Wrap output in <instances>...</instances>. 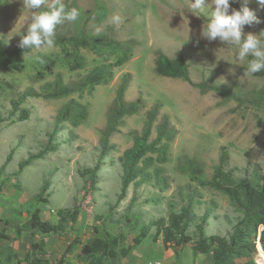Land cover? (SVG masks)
<instances>
[{
    "label": "rangeland",
    "instance_id": "rangeland-1",
    "mask_svg": "<svg viewBox=\"0 0 264 264\" xmlns=\"http://www.w3.org/2000/svg\"><path fill=\"white\" fill-rule=\"evenodd\" d=\"M61 2L70 9H78V21L88 20L90 35L106 33L119 44L135 41L137 46L132 59L116 68L107 84L61 99L28 98L20 107L29 111L26 121L13 122L19 112L10 116L11 101L29 88L40 91L44 83L54 80V75H47L41 82L34 79L43 64L35 57L42 61L43 57H50L55 62L54 73H62L68 82L79 81L105 60L113 61L119 51L94 52L82 48L83 68L77 70H72L73 55L53 46L22 56L13 68L5 67L0 60V116L4 119L0 123V264L17 261L28 264L37 260L39 264H58L71 244L73 251L64 264H196L191 244L165 249L161 236L154 240L157 233L154 223L161 219L168 222L170 213L185 204L187 185L203 197L201 205L193 208L197 217L209 212L206 234L225 235L241 218V212L230 205L227 195L207 183L222 155H226L225 170L234 181L258 185L264 171V72L245 75L247 59L235 60L237 48L204 37L209 16L190 11L189 0ZM248 3L261 22L245 26L243 32L259 35L264 29V10L258 9L255 0ZM32 15L23 0H0V39L7 47H19ZM114 15L121 16L120 25L111 22ZM180 52L188 64L191 83L155 72L159 53L175 58ZM127 73L131 75V83L125 98L134 101L141 97L146 107L124 118L120 130L109 139L113 149L108 151L97 177L93 178L88 169L97 163L102 132L118 86ZM199 84L222 86L226 94L203 91L197 87ZM71 100L85 106L87 119L78 124L74 118L66 121L56 136L57 151L21 169L22 161L43 149L55 128L58 112ZM155 104L160 105V114L152 139L164 115L170 116L178 130L169 159L162 165L170 188L161 192L152 182L132 185L126 198L118 202L119 157L132 146L148 110ZM45 186L47 191L43 192ZM35 207L41 209L42 220L54 224L59 222L60 210L70 214L78 209L79 214L77 221L65 222L58 233L32 235L23 227L29 211ZM144 226L150 229L147 238L134 245ZM190 233L195 234L194 226ZM96 238L105 242L103 250L85 255L83 247ZM111 239H117L118 244H111ZM34 244L37 248H33ZM8 257L14 260L9 261ZM202 264H211V256L205 255Z\"/></svg>",
    "mask_w": 264,
    "mask_h": 264
},
{
    "label": "trees",
    "instance_id": "trees-1",
    "mask_svg": "<svg viewBox=\"0 0 264 264\" xmlns=\"http://www.w3.org/2000/svg\"><path fill=\"white\" fill-rule=\"evenodd\" d=\"M244 0L239 3L230 1L235 9H239ZM66 6V5H65ZM247 7L249 3L247 0ZM46 8L42 9V11ZM66 10H71L66 6ZM88 20L75 22H65L58 25L55 30L53 47L60 48L66 53L73 55L74 66L72 70L83 68L80 55V49L88 48L94 52L101 50H117L119 54L113 61L105 60L102 64L92 68L79 81L66 82L62 73H54L55 62L50 57H43L42 67L37 69L34 79L37 82L45 81L46 76L54 75L52 82H46L40 91L29 88L19 94L17 99L11 101L13 116L15 112H19L16 121H26L29 119V111L25 108L20 109L21 105L28 98H43L45 100L61 99L74 93H82L93 90L96 86L107 84L114 77V70L127 64L133 56L134 49L137 46L135 41H128L125 44L117 43L106 33L98 35H90L87 29ZM70 27L72 31H70ZM264 32V29L261 31ZM71 50V52H70ZM30 50L17 47L10 49L3 40L0 39V60L5 67L13 68L16 61L22 56L29 54ZM155 72L162 77L184 80L191 83L188 64L180 52L175 58H169L163 53H159ZM131 83V75L125 74L118 86L113 106L109 112L106 127L102 132L100 142V155L93 169H88L91 177H97L98 171L101 169L103 159L109 150L113 149L110 145V137L120 130L124 124V118L129 115L137 114L146 107L143 98H137L129 101L125 98V93ZM201 90H212L218 95L225 96L222 86H205L197 85ZM160 114V105H153L146 114L144 126L138 134L131 147L123 151L119 157L121 166V188L118 196V202L124 200L127 196L128 189L132 185H141L143 183L152 182L153 186L163 192L170 188L168 176L165 175L162 167L169 159L171 143L178 134L177 128L171 123L169 115H164L162 121L156 129V136L152 139V131L156 120ZM88 111L81 103L71 100L64 105L58 112L55 119V128L48 135V142L43 149L31 154L26 160L20 163L23 169L29 166L34 160L43 159L46 154L57 151L58 143L56 136L59 127L66 121L74 118V123L78 124L86 120ZM4 119L0 116V123ZM55 142V143H54ZM11 159V156H9ZM227 156L222 155L218 167L215 169L214 175L208 181V185L227 195L230 205L238 212H241V218L236 222L232 229L225 235L215 233L206 234L205 226L209 217L206 212L201 217H197L194 212V205H201L202 195L192 189L191 185L185 187L186 202L178 211H172L168 222L163 219L154 223L156 227V237H162V244L165 249H174L191 244L192 252L197 255H210L211 264H264V171L259 178L258 185L254 182H244L242 180L234 181L230 172L225 170L227 165ZM47 191V186L43 188V192ZM79 210L75 209L72 213L66 214V211H58L59 222L57 224L42 220L41 209L35 207L29 211L25 226V231L32 235L36 233L52 234L62 231L65 222H75ZM196 222V224H195ZM195 227V234L190 233V228ZM22 228H18L21 231ZM262 229V230H261ZM99 232L96 229V232ZM150 232L149 226L142 227L139 235L134 239V245H139L147 238ZM109 236V235H108ZM260 237V243H259ZM111 244H118L117 239H111ZM261 244V246H260ZM74 245H69L60 259L58 264H64L69 253L73 251ZM105 246L102 239L96 238L92 244L85 245L82 249L83 253L91 256L101 252ZM33 248H37L34 244ZM263 248V249H262ZM113 255V253H112ZM9 261L14 258L8 257ZM17 261L16 264H21ZM28 264H39V261H30Z\"/></svg>",
    "mask_w": 264,
    "mask_h": 264
},
{
    "label": "clouds",
    "instance_id": "clouds-1",
    "mask_svg": "<svg viewBox=\"0 0 264 264\" xmlns=\"http://www.w3.org/2000/svg\"><path fill=\"white\" fill-rule=\"evenodd\" d=\"M259 10H264V0H255ZM24 7L33 13L31 23L27 26L19 42V47L30 50H40L52 47L55 30L65 22H75L80 13L78 9L66 10L61 0H23ZM45 7L44 11L40 10ZM211 9L210 14L207 9ZM189 9L196 15L207 14L209 19L204 25L203 36L209 41L219 40L229 46L237 48L235 55L237 62L247 59L245 75H254L264 72V32L259 35L244 34L245 26L252 27L261 21L254 11L247 7V0L237 10L231 7L230 0H189ZM113 24L120 25L122 18L119 15L112 17ZM97 32L100 28L96 29ZM35 59L43 62L40 57Z\"/></svg>",
    "mask_w": 264,
    "mask_h": 264
},
{
    "label": "crops",
    "instance_id": "crops-1",
    "mask_svg": "<svg viewBox=\"0 0 264 264\" xmlns=\"http://www.w3.org/2000/svg\"><path fill=\"white\" fill-rule=\"evenodd\" d=\"M204 256H205V255H202V254L196 256V264H202V258H203ZM207 256H208V255H207ZM172 259L175 260V257H173ZM172 259H169V261H171Z\"/></svg>",
    "mask_w": 264,
    "mask_h": 264
},
{
    "label": "water",
    "instance_id": "water-1",
    "mask_svg": "<svg viewBox=\"0 0 264 264\" xmlns=\"http://www.w3.org/2000/svg\"><path fill=\"white\" fill-rule=\"evenodd\" d=\"M259 243H260V237H259ZM260 246H261V244H260ZM263 249V248H262Z\"/></svg>",
    "mask_w": 264,
    "mask_h": 264
}]
</instances>
